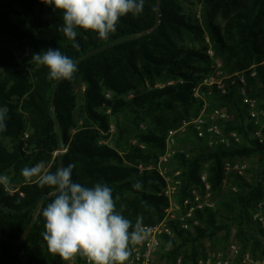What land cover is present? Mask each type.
<instances>
[{
	"label": "trees",
	"instance_id": "1",
	"mask_svg": "<svg viewBox=\"0 0 264 264\" xmlns=\"http://www.w3.org/2000/svg\"><path fill=\"white\" fill-rule=\"evenodd\" d=\"M159 2L158 20L156 0H144L143 12L121 18L109 41L78 30L79 47L74 48L60 30L62 13L52 6L42 0H0V107L9 110L6 130L0 132V175L11 177V190L0 185V264H68L48 252L42 237L41 209L51 202L47 196L52 190L26 183L23 168L44 161L55 172L60 164L75 163V182L108 184L127 219L135 224L142 217L144 226L155 225L167 207V199L159 195L164 181L156 171L140 173L136 166L157 159L169 131L198 116L201 102L193 91L213 72L208 52L228 73L255 66L256 76L248 82L255 91L261 81L259 90H264V0H200L198 16L187 13L181 0ZM49 48H59L78 62L74 82L50 81L45 68L30 64L34 53ZM200 90L209 110L234 106L232 123L218 125L236 132L241 141L232 142L230 149H204L201 143L207 139L193 135L192 148L174 155L179 171L174 201L192 202V190L205 197L204 172L209 194L216 197L226 180V160L254 157L257 163L246 170L249 180L231 175L235 191L224 195L217 209H195L184 221L186 229L179 228L180 222L169 223L172 235L163 236L167 246L161 259L197 264L206 257L203 240L221 232L226 236L235 228L241 252L261 260L264 227L252 214L259 211L264 222V136L262 142L252 138L254 125L247 122L236 85L228 86L224 95L215 87L211 95L205 86ZM78 93L82 103L77 121ZM250 96L257 94L252 90ZM137 180L142 191L133 188ZM74 264H85V258L77 257Z\"/></svg>",
	"mask_w": 264,
	"mask_h": 264
},
{
	"label": "clouds",
	"instance_id": "2",
	"mask_svg": "<svg viewBox=\"0 0 264 264\" xmlns=\"http://www.w3.org/2000/svg\"><path fill=\"white\" fill-rule=\"evenodd\" d=\"M53 10L62 13L60 29L72 47L78 48V30L95 33L101 41H109L117 31L123 17H136L144 10V0H42ZM30 64L47 70L50 81L74 82L78 62L62 53L59 48H49L34 53ZM8 108L0 107V132L6 130ZM75 163L50 171L44 161L21 171L26 183H37L52 190L51 202L41 209L44 220L42 237L48 252L64 262L77 257L87 264H131L136 245L149 236L138 217L135 224L117 208V196L106 183L88 187L72 179ZM0 185L11 190V177L0 175ZM133 188L143 190V183L136 181Z\"/></svg>",
	"mask_w": 264,
	"mask_h": 264
},
{
	"label": "built area",
	"instance_id": "3",
	"mask_svg": "<svg viewBox=\"0 0 264 264\" xmlns=\"http://www.w3.org/2000/svg\"><path fill=\"white\" fill-rule=\"evenodd\" d=\"M249 73V78H254L256 76V72L249 71ZM215 74L204 79L201 85L194 89L193 97L200 100L202 110L198 117L190 120L189 122H185L181 126V129H185L187 126H191L199 138L215 137L219 140L220 144L223 147H229L230 143L232 142L238 143L239 137L235 132L230 133L229 137L227 138L223 137L218 126L214 123L215 120L225 122L229 119L224 111L215 110L209 115H204L205 111L210 107V104L206 101L205 93L201 92L200 86H205L208 89L207 95H211L210 89L212 87H215L221 95H224L227 92L228 86L236 85L238 94L241 98V103L247 110L248 119L257 124L259 113L256 108L255 99L250 96V86L248 83V77L245 73L242 72L239 74H234L233 76H229L226 78H219V75L216 74V77H218L219 79L212 78L213 76H215ZM107 96L109 97V95ZM172 134L173 132L169 133V136L165 141L164 152L158 158L156 163L149 165H143L140 163L136 166L137 170L140 173L144 171H156L162 178V180L164 181V188L159 195H162L167 199V207L163 211L164 218L161 222L155 225L145 226V228L149 232V236L142 244L134 246L135 250L130 257L131 264H156V256L162 246L163 236L172 235V231L168 224L171 222H180L179 228L186 229L187 225L184 223L186 218H191L195 209H201L204 205L203 203H201V197L195 190H192V202L189 199H184L182 205H179L174 201V196L178 192L179 181L169 176L170 164L174 155V152L171 148L172 141L170 142L169 140ZM254 136L255 139H257L259 142H262L264 136L263 128L257 127L255 129ZM211 144L212 143H210V145ZM178 174L179 173L177 172L175 176ZM200 180L205 188V197H209V184L207 182L206 173L201 174ZM181 207L184 208L183 215H179L178 213ZM258 216L261 217L260 213L256 215V217ZM259 221L264 227L262 218H259ZM193 222L194 224H197L195 220H193ZM261 243L263 250V259L261 260L254 259L249 251L241 252L239 246L232 245L224 252L198 259L197 264H264V236L261 238ZM85 264H87L86 259ZM177 264H181V261L177 260Z\"/></svg>",
	"mask_w": 264,
	"mask_h": 264
},
{
	"label": "rangeland",
	"instance_id": "4",
	"mask_svg": "<svg viewBox=\"0 0 264 264\" xmlns=\"http://www.w3.org/2000/svg\"><path fill=\"white\" fill-rule=\"evenodd\" d=\"M181 1L183 2V7H184V9H185V11L187 13H190L192 15L198 16V14L200 12V9H201L200 0H181ZM208 55L211 57L212 61L214 62V68H213V72H212L211 75H214L215 72H216V74L219 75V78H221V77L226 78V77L233 76L234 74H239V73H242V72L247 74L249 71H252V72L256 71V70H254L255 66H253V67H250L249 69L244 70V71L239 72V73H234V74L228 73L227 71H225L227 69H224V67L222 65V62L219 61V59L215 58L211 51L208 52ZM262 64H264V62ZM0 73H1V70H0ZM216 74L212 78L219 79L218 77H216ZM249 79L250 78H248V80ZM160 85L161 84H159L158 86H160ZM256 85L258 87V90L254 91L253 87L249 83L250 92L253 90L254 94L255 93L257 94V96L254 99L256 101V108H257V111L259 113V117L257 119L258 122H257V124H255L253 121H250L249 119L247 121V122L252 123L254 125V131L251 134L252 138H254V139H255V136H254L255 129L257 127L258 128L259 127L263 128V132H264V90H259V89H262V87H263L261 81H258V83ZM131 96L132 95L129 94L128 98H130ZM206 101H207V99H206ZM81 103H82L81 102V96L78 93L77 110H76L77 121H78V117L80 116ZM201 110H202V105H201V108H200L198 116L200 115ZM215 110L224 111L227 114L228 118H229L225 122L224 121H219V120H215L214 121V123L218 126L221 135L223 137L227 138V137H229V134L232 133V131L229 132V133L225 132L224 127L223 126L220 127L218 125V123H221L223 125L231 124L232 121L234 120L235 111L236 110H235L234 106L230 104V105H228L226 107H219V108H215V109H211V110H209V108H208L205 111L204 115H209V114L213 113ZM195 118H191V119H189L186 122H189L190 120L195 119ZM184 123L185 122H183L181 124V126ZM181 126L177 130L169 131V133L173 132V134H172V136L170 137L169 140H170V142L172 141V144H171L172 147L171 148H172V151L174 152V155L176 153H187V151H189V149L192 148L191 137H193V135L196 136V138H199L194 133L195 131L193 130V128L191 126H187L185 129H181ZM174 132H176V133H174ZM110 133L111 134L115 133V127H114V123L113 122L111 123ZM169 133H168L167 137L169 136ZM167 137H166V139H167ZM205 138L207 139V141H205L204 143H201V146L204 149H215V148L220 147V146L223 147L220 144V142H219V140L217 138H215V137H205ZM240 141L241 140L239 138V142L238 143H240ZM194 142L197 143L196 140H194ZM107 143L109 144L108 141H107ZM131 143L134 144L135 142L132 141ZM210 143H212V144L210 145ZM232 146H233V143H230L229 147H223V148L230 149ZM163 152H164V150H163ZM163 152L161 153V155L163 154ZM62 153H63V151L59 150L57 152V155L60 156ZM174 155H173L172 162L170 164L169 176H171L172 178L176 179V177L178 175L175 176V174L177 172L179 173V171H177L178 162L175 160ZM158 158L153 160V161H151V162H149V164L156 163ZM256 163H257V160L254 157L249 158V159L234 158V159H232L230 161L226 160L225 163H224V172H225V175H226V180L224 182V185L221 188V191L219 192V194L216 197H212V195H210L209 197H201V199H200L201 203H203L204 205H208V206L212 207L213 209H217L218 208V203L224 197V195H228V194L232 193L233 191H235V187L233 186V179H232L231 175L245 176L249 180V179H251V174L246 172V170L249 171V170L255 168L256 167ZM149 164H147V165H149ZM174 199H175V197H174ZM178 213H179V215H183L184 214V208L181 207L180 211ZM258 213H260V212L259 211H255L252 214V219L254 221H258L260 223L259 218H261V217L260 216L256 217V215ZM218 219L221 220V221H224L223 218H222V215H219ZM236 233H237L236 229L232 228L230 233L226 234V236H225L224 232H221V233H218L212 239L203 240L202 243H201V247H202L201 251L204 254H206V256H210V255H216V254H218L220 252H224L229 247H231L232 245H237V246H239L241 248L242 246H241V243L237 240V237H236L237 234ZM224 237H226L227 239H224ZM166 246H167L166 243H164V241H163L162 242V246H161V248H160V250H159V252H158V254L156 256V264H172V263H169L166 260L161 259V253L163 252V248L164 247L166 248ZM178 260H180V259H178ZM68 264H74V261L68 262Z\"/></svg>",
	"mask_w": 264,
	"mask_h": 264
},
{
	"label": "water",
	"instance_id": "5",
	"mask_svg": "<svg viewBox=\"0 0 264 264\" xmlns=\"http://www.w3.org/2000/svg\"><path fill=\"white\" fill-rule=\"evenodd\" d=\"M159 10H160V2H159V0H156V18H157V20L159 19ZM60 167H62L61 164L59 165V168ZM50 197H52V194L47 196V198H50ZM28 233H29V230H26L24 232V234L22 235V237L20 239V242H22L25 239V237L27 236Z\"/></svg>",
	"mask_w": 264,
	"mask_h": 264
}]
</instances>
